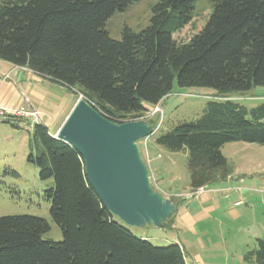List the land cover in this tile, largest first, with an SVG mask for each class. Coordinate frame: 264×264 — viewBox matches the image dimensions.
<instances>
[{
  "label": "trees",
  "instance_id": "16d2710c",
  "mask_svg": "<svg viewBox=\"0 0 264 264\" xmlns=\"http://www.w3.org/2000/svg\"><path fill=\"white\" fill-rule=\"evenodd\" d=\"M137 1L0 0V60L82 95L115 122L138 119L174 82L218 95L264 86V0H208L205 23L184 42L173 34L192 20L197 0H157L148 25L124 26L112 38L106 21ZM55 132L35 122L27 160L51 183L44 196L63 239H43L44 218L0 216V264H187L181 244L153 245L113 216L91 187L81 155ZM154 141L187 151L190 188L197 190L227 177L225 143L264 145V102L248 107L215 97L197 118ZM243 258L264 264V239L255 238Z\"/></svg>",
  "mask_w": 264,
  "mask_h": 264
},
{
  "label": "rangeland",
  "instance_id": "374dc122",
  "mask_svg": "<svg viewBox=\"0 0 264 264\" xmlns=\"http://www.w3.org/2000/svg\"><path fill=\"white\" fill-rule=\"evenodd\" d=\"M156 1L140 0L116 11L105 23L110 36L119 39L124 26L138 31L148 25L151 5ZM209 12V1L197 0L192 20L173 38L187 41L203 26ZM26 73L28 78L20 82L24 94L16 106L32 105L42 122L54 131L79 95L31 71ZM216 94L211 87H179L174 82L171 92L160 103L147 105L139 116L138 119L157 124L153 134L138 142L150 184L178 205L164 227L149 224L127 228L153 245L181 244L187 264H251L243 255L253 247L255 238L264 239V145L225 143L221 152L227 159V177L192 190L187 151H170L154 141L169 127L197 118L207 101L215 97H231L248 107L264 102L261 85L243 92ZM33 124V120L0 118V216L26 214L44 218L49 230L43 233V239L61 241L62 231L51 218L50 202L44 196L51 183L40 180L37 167L27 160Z\"/></svg>",
  "mask_w": 264,
  "mask_h": 264
},
{
  "label": "water",
  "instance_id": "95a60500",
  "mask_svg": "<svg viewBox=\"0 0 264 264\" xmlns=\"http://www.w3.org/2000/svg\"><path fill=\"white\" fill-rule=\"evenodd\" d=\"M155 131L144 119L115 122L79 95L55 137L81 155L87 179L106 209L126 227H164L177 204L153 189L138 142Z\"/></svg>",
  "mask_w": 264,
  "mask_h": 264
},
{
  "label": "crops",
  "instance_id": "0c3cea01",
  "mask_svg": "<svg viewBox=\"0 0 264 264\" xmlns=\"http://www.w3.org/2000/svg\"><path fill=\"white\" fill-rule=\"evenodd\" d=\"M26 71L30 72L24 67H18L0 60V107L12 108L20 102V97L24 94L20 89V82L26 80L29 76ZM6 75L7 77L5 78ZM65 117L66 114L63 116V120ZM61 123L55 128L56 131ZM176 204L178 205V203Z\"/></svg>",
  "mask_w": 264,
  "mask_h": 264
},
{
  "label": "built area",
  "instance_id": "2783aa9c",
  "mask_svg": "<svg viewBox=\"0 0 264 264\" xmlns=\"http://www.w3.org/2000/svg\"><path fill=\"white\" fill-rule=\"evenodd\" d=\"M8 116H13L23 121L33 120L34 123L42 121L40 114L32 106H16L14 108L0 107V118H6Z\"/></svg>",
  "mask_w": 264,
  "mask_h": 264
}]
</instances>
